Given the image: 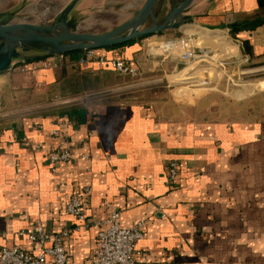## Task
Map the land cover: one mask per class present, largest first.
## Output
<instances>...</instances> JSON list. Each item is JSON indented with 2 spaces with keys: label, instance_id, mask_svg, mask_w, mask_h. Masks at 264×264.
Here are the masks:
<instances>
[{
  "label": "crops",
  "instance_id": "obj_1",
  "mask_svg": "<svg viewBox=\"0 0 264 264\" xmlns=\"http://www.w3.org/2000/svg\"><path fill=\"white\" fill-rule=\"evenodd\" d=\"M56 1L62 6L73 0ZM182 1L157 0L158 20ZM144 2L77 0L67 17L73 22L86 8L108 12L120 4L123 18L117 27ZM10 5L0 0V22H14ZM183 15L184 27L163 30L154 34L157 38L96 49L127 58L139 71H175L180 61L154 58L148 43L194 35L198 52L233 53L236 78L262 76L234 89L228 83L223 89L210 87L215 79L198 88L195 82L171 92L167 101L119 93L89 97L118 88L103 78L117 72L94 62L80 69L22 71L20 65L47 54L41 49L37 56L23 57L17 49L18 56L0 71V248L19 245L36 252L39 246L28 235L38 226L48 233L69 230L67 264H89L95 222L113 203L121 226L146 220L136 264H264V65L240 68L243 61L264 62V22L237 32L227 27L261 17L264 10L257 0H193ZM73 105L86 109L82 123L65 115ZM58 149H68L71 159L51 162L49 154ZM171 160L178 169L173 182L167 177ZM84 186L91 188L84 206L87 221L78 225L65 204Z\"/></svg>",
  "mask_w": 264,
  "mask_h": 264
},
{
  "label": "built area",
  "instance_id": "obj_2",
  "mask_svg": "<svg viewBox=\"0 0 264 264\" xmlns=\"http://www.w3.org/2000/svg\"><path fill=\"white\" fill-rule=\"evenodd\" d=\"M197 40L194 35L176 36L158 43L151 41L148 43V49L151 54H160L163 58H172L185 64L209 62V59H213L216 55L219 57L222 55L226 56V53L221 51L216 52L207 49L200 52L196 51L199 46V41ZM164 42L168 43V47L165 50L155 51L152 49L153 47L161 48ZM90 62H94L102 68L111 69L121 75L136 77L140 74L138 67L133 65L127 58L117 55L107 56L99 53L96 48L85 49L74 59L66 53L49 54L35 62L23 64L19 67L22 71L34 68L56 69L64 66L80 69ZM211 64L218 66L213 62ZM232 82L236 84L233 79ZM22 141L29 148L39 149L40 147L37 143L31 144L27 139ZM71 157L72 153L68 149H58L49 154V159L53 163L67 162ZM177 175V162L171 160L167 165L169 182L175 181ZM90 192L91 188L84 186L81 192H73L66 201L65 209L76 218L78 225L87 221L84 206L87 195ZM107 209V214L95 222L98 226L96 244L88 257V263L136 264L140 255L137 242L144 238L146 220H138L127 227L121 226V212L116 205L108 203ZM68 233L69 230L48 233L41 226H38L28 237L33 242H36L39 249L36 252H30L19 245L3 246L0 248V264H67L68 254L64 247V240L67 238ZM20 234H24V232H20Z\"/></svg>",
  "mask_w": 264,
  "mask_h": 264
},
{
  "label": "rangeland",
  "instance_id": "obj_3",
  "mask_svg": "<svg viewBox=\"0 0 264 264\" xmlns=\"http://www.w3.org/2000/svg\"><path fill=\"white\" fill-rule=\"evenodd\" d=\"M9 2V5L12 6L13 21L14 22H29L34 24H54L58 22L62 16V13L68 8L70 5H59L56 0H6ZM10 5V6H11ZM120 5V4H118ZM118 5L110 8V12H102L100 11V7L97 9L98 11H93L91 13H87V8L85 12L77 14L75 16V21L69 22L67 17V23L72 28H77L78 31L81 32H91V33H102L106 32L119 24L122 20L123 12L118 9ZM106 7H104L105 9ZM72 9V8H71ZM11 12V11H10ZM68 16V13H67ZM161 22V20L159 21ZM151 25V19L147 20V22L141 27L145 28ZM148 37H155V35H150ZM147 38V37H145ZM152 40H156L153 39ZM161 40V39H160ZM160 40H156L157 43ZM3 41L0 40V44ZM42 44L34 43L31 44L30 50L24 51L18 49L19 53L23 55V57L38 55L41 54ZM155 49V47H154ZM158 51V49H157ZM159 51H163V48H159ZM217 52V51H216ZM219 52V51H218ZM226 53V52H224ZM49 55L48 53H46ZM46 55V56H47ZM154 58H160V54H153ZM40 56H44L40 55ZM34 57V56H33ZM163 57V56H162ZM218 57V58H217ZM36 58V57H35ZM216 59V60H214ZM233 56L230 54L218 56L216 55L213 59H209V62L204 63H182L178 65L177 70H172L171 67L169 69L163 70L162 68L151 70L147 69L146 71H140V74L136 77H131L128 75L121 74H110L105 77V80L108 83L118 84V87L128 86L133 84H146L141 85L138 88L130 89L126 91H122L120 96L122 98L130 99L138 98L145 102H151L153 100H168V98L172 93L182 92L186 88L185 86H189L192 83H199L194 88L203 87L200 84L209 83V80L215 79V82L210 87H216L219 89H223L227 83L229 84V89L239 88L241 84L249 81L251 78H258L262 75H256L255 77H247L236 78L231 73L234 71V64H231L233 60ZM179 61V60H178ZM215 63L216 66H213L211 63ZM241 69H250L264 65V63L243 61L240 62ZM166 73V74H165ZM232 79L236 84L232 82ZM190 81V82H188ZM208 81V82H207ZM150 82V83H147ZM206 82V83H205ZM257 85V84H256ZM255 85V86H256ZM261 85V83H260ZM258 86V85H257ZM192 88V87H189ZM119 96V95H118Z\"/></svg>",
  "mask_w": 264,
  "mask_h": 264
},
{
  "label": "water",
  "instance_id": "obj_4",
  "mask_svg": "<svg viewBox=\"0 0 264 264\" xmlns=\"http://www.w3.org/2000/svg\"><path fill=\"white\" fill-rule=\"evenodd\" d=\"M76 1L73 0L70 3L68 8L62 13L60 20L54 24L0 22V40L3 41L0 44V71L7 69L11 65L12 58L19 54L18 48L26 51L34 43L42 44L41 49L48 54H59L76 50L83 51L88 48L114 46L135 38L154 35L170 28H180L186 25V16L183 15V11L193 0H183L174 5L161 22H159L158 15L155 12L157 0H145L141 8L130 19L104 33L81 32L77 28L71 29L67 23V13ZM149 19H151V25L141 28ZM141 85L146 84H133L104 90L90 94L89 97H101L120 93L138 88Z\"/></svg>",
  "mask_w": 264,
  "mask_h": 264
},
{
  "label": "trees",
  "instance_id": "obj_5",
  "mask_svg": "<svg viewBox=\"0 0 264 264\" xmlns=\"http://www.w3.org/2000/svg\"><path fill=\"white\" fill-rule=\"evenodd\" d=\"M257 2H258L259 7L264 10V0H257ZM262 22H264V15L261 17L260 16L256 17L255 19H252V20H250L248 22H244V23L243 22L242 23L232 22L227 27L230 29L231 32H237L239 30L245 29L247 26L255 27V26L261 24ZM145 37H148V35L140 37V38H145ZM130 42H132V41L130 40ZM120 45L121 44L109 46V48L120 46ZM244 51H245V53L251 55L250 48H249L248 44H246V42H244ZM81 52L82 51H80V50H76V51L68 52L66 54H68L71 58L74 59V58H77ZM107 75H110V74L103 75V78L105 79V77H107ZM64 113H65V115L69 116L71 119H74L77 123H82L86 119L85 118L86 109L84 107L79 106V105H73L71 108L66 110V112H64Z\"/></svg>",
  "mask_w": 264,
  "mask_h": 264
}]
</instances>
